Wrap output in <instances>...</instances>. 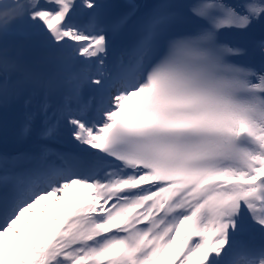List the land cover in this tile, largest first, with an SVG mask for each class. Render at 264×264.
Here are the masks:
<instances>
[{
    "label": "snow or ice",
    "instance_id": "snow-or-ice-1",
    "mask_svg": "<svg viewBox=\"0 0 264 264\" xmlns=\"http://www.w3.org/2000/svg\"><path fill=\"white\" fill-rule=\"evenodd\" d=\"M112 7L0 0V104L69 147L0 154V264H264L241 239L264 238V59L233 63L246 50L218 37L264 20V0L156 4L130 42L138 6ZM185 7L208 26L177 28Z\"/></svg>",
    "mask_w": 264,
    "mask_h": 264
},
{
    "label": "bare ground",
    "instance_id": "bare-ground-1",
    "mask_svg": "<svg viewBox=\"0 0 264 264\" xmlns=\"http://www.w3.org/2000/svg\"><path fill=\"white\" fill-rule=\"evenodd\" d=\"M136 1H137V0H128V2H129L130 4H136ZM125 2H126V0H124L123 3H122V9H124V8L126 7ZM108 4H111V3H108ZM229 4H235V3L233 2V0H231V2H230ZM111 5H112V4H111ZM112 13H113V14L110 15V18H111V19H115V18L119 17L115 11H113ZM122 32H124V30H122ZM7 133H10V134H11V137L8 138L9 140H11V139L14 138V137L17 138V139H20L18 136H16V135L12 132V130H11L10 128H9V130H6V128H3V129H2V134H6V135H7ZM46 141L48 142V144H50L52 140H51V139H46ZM54 141H55V140H54ZM50 145H51V148H53V149H57V146H56L55 144H50ZM0 154H1V153H0ZM69 191H72V190H69ZM69 193H70V192H69ZM68 202H69V201H68L67 199L64 200V201H60V202L58 203V206H57V207H63V206L66 205Z\"/></svg>",
    "mask_w": 264,
    "mask_h": 264
},
{
    "label": "rangeland",
    "instance_id": "rangeland-1",
    "mask_svg": "<svg viewBox=\"0 0 264 264\" xmlns=\"http://www.w3.org/2000/svg\"><path fill=\"white\" fill-rule=\"evenodd\" d=\"M45 203L47 204H51V199H49L48 201H46ZM39 217V213H37V215L35 217L33 216H27L26 214V218L27 219H33V220H37ZM37 223H39V220H37ZM19 227H21L25 232L28 231V226L26 224H21V225H18Z\"/></svg>",
    "mask_w": 264,
    "mask_h": 264
}]
</instances>
